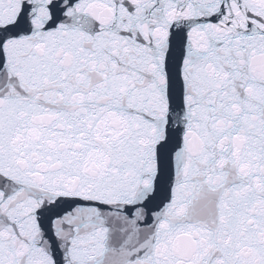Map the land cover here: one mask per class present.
I'll list each match as a JSON object with an SVG mask.
<instances>
[{"label": "snow or ice", "instance_id": "snow-or-ice-1", "mask_svg": "<svg viewBox=\"0 0 264 264\" xmlns=\"http://www.w3.org/2000/svg\"><path fill=\"white\" fill-rule=\"evenodd\" d=\"M0 264H264V0H0Z\"/></svg>", "mask_w": 264, "mask_h": 264}]
</instances>
